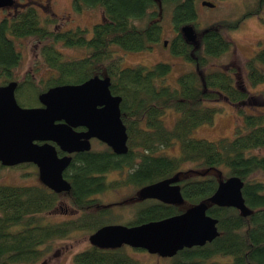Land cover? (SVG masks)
Instances as JSON below:
<instances>
[{"label": "trees", "instance_id": "trees-1", "mask_svg": "<svg viewBox=\"0 0 264 264\" xmlns=\"http://www.w3.org/2000/svg\"><path fill=\"white\" fill-rule=\"evenodd\" d=\"M197 1L76 0L77 9L100 7L102 10L103 18L93 26L89 36L86 28L51 29L49 19L41 18L33 6L15 18L0 20V84L17 82L15 97L19 104L39 106L38 95L49 87L78 84L104 73L111 79V93L122 98L121 119L128 136L125 154H115L105 146L102 150L73 155L64 171L71 185L65 197L78 210L77 216L51 220L60 194L41 183H0V264H38L45 260L55 240L79 232L90 235L105 224H119L107 222L113 205L101 206L95 197L113 189L128 186L138 189L179 173L184 203L191 206L204 201L221 179L207 174L185 175L187 170L199 169L220 170L225 178L239 177L243 181L242 195L251 212L244 217L235 208L209 204L207 214L217 218L218 236L203 246L183 248L169 264H264V153L258 152L264 148V112H250L241 107L263 102L264 97L251 94L239 77L242 69L247 84L255 86L264 82V46L241 69L237 65L227 70H204L209 58L224 54L231 42L218 24L210 26L199 34L201 52L198 49L195 58L191 57V45L185 42L179 29L185 24L193 27L196 24ZM257 2L258 8L264 6V0ZM166 9L176 31L171 52L194 64V68L179 74L174 82L166 78L171 64L157 62L148 67L123 68L120 57L114 56L112 50L113 46L132 52L151 48L161 38V13ZM25 37L45 42L41 54L57 73L42 85L31 74L21 79L12 77L21 59L15 40ZM58 42L84 47L85 57L63 59L55 48ZM222 100L240 106V122L235 125L233 137L217 140L193 137L196 127L212 123L222 110ZM171 113L175 118L169 126L165 117ZM175 147L174 155L161 151ZM114 171L125 176L108 180L107 175ZM181 211L179 205L146 201L145 205H138L134 220L126 225L162 219ZM131 251L124 246L103 249L90 245L76 252L72 259L74 264H148L134 257Z\"/></svg>", "mask_w": 264, "mask_h": 264}, {"label": "water", "instance_id": "water-1", "mask_svg": "<svg viewBox=\"0 0 264 264\" xmlns=\"http://www.w3.org/2000/svg\"><path fill=\"white\" fill-rule=\"evenodd\" d=\"M13 0H0L8 7ZM202 6L213 7L208 0ZM187 43L196 45L193 25L179 29ZM166 45V41L163 42ZM110 77L94 75L78 84L49 87L38 95L40 106H20L15 97L16 81L0 84V164L15 166L33 163L39 181L55 193L69 192L70 182L64 171L71 154L91 149V138L121 155L128 151L126 126L121 119V96L110 91ZM85 130L77 131L75 128ZM57 147L65 154L58 155ZM243 181L237 176L218 181L215 191L204 201L178 214L135 225L105 224L89 235L90 244L103 249L127 245L173 257L183 248L203 246L218 236V220L207 214L209 204L232 207L242 216L250 214L242 195ZM139 199L153 198L166 204L182 205L184 197L179 173L144 185Z\"/></svg>", "mask_w": 264, "mask_h": 264}, {"label": "rangeland", "instance_id": "rangeland-1", "mask_svg": "<svg viewBox=\"0 0 264 264\" xmlns=\"http://www.w3.org/2000/svg\"><path fill=\"white\" fill-rule=\"evenodd\" d=\"M19 1L28 5H34L40 17L44 20L48 19L47 17L51 15L50 0ZM58 1L59 3L55 4V6L52 5L57 11L58 16L52 17V21L55 23H49L50 28L56 31H64L68 28L73 30V26L79 25L86 28L88 34H90L94 23L100 21L102 18V10L100 7L88 8L83 10L81 14H77L72 10L70 0ZM201 1L202 0L197 1L198 18L194 25L195 30L200 32L203 29L218 24L226 39L231 42L229 49L224 54L219 57L209 58V64L204 70H227L231 66L237 65V67L241 69L240 66L243 67L245 61L264 46V6H259L260 8H258L257 0H208L215 4L213 7L202 6L200 4ZM161 14L163 26L161 38L158 42L151 44V48L144 51L132 52L124 51L117 46H113L112 50L114 56L122 57L121 66H136L139 64L152 66L157 62H167L171 64L172 69L166 78L169 82H174L179 74L194 68V64L184 60L182 56L175 55L171 52L170 44L172 38L176 35V31L171 25L169 9L165 11L162 10ZM4 15L10 16L11 14L8 11H0V19ZM164 41H166V46L163 45ZM15 43L16 48L21 54L20 62L13 69V75L16 79H21L26 74H31L33 80L42 85V83L51 76H56V71L48 66L41 54V49L45 42H41L36 37H25L15 40ZM199 46L194 49V45H192L190 50L193 58H195L194 54L199 49ZM55 48L61 53L63 59L69 61L81 59L86 55L84 47L66 46L62 42L56 43ZM199 51L201 52V49H199ZM204 70L202 69L201 71L203 72ZM102 75L105 74L102 73ZM239 77L243 79V87L251 94L257 95L260 98L264 97V82L255 86L247 84L244 80V72L242 69L240 70ZM19 105L22 106L23 104ZM239 107V105H234L222 100V110L214 116L212 123L199 125L193 130L191 135L196 138H205L208 140H217L221 137L232 138L235 132V125L240 122L238 119ZM241 107L250 112H264V101L252 105L242 104ZM252 107H256L257 110ZM174 118L175 114H168L167 117H165L166 123L170 126ZM105 146L104 143L97 140L92 142V149L94 150H102ZM161 151L171 155L177 153L176 147L161 149ZM258 152L264 153V148L258 149ZM124 174L125 173L121 176L120 172L114 171L107 175V179L119 180L125 176ZM196 174H207L215 176L217 179L225 178L223 172L216 169L187 170L185 173L187 176ZM0 183L33 185L40 183V181L38 179L37 168L34 165L19 164L15 166L0 165ZM138 189L128 186L118 188V190L113 189L95 196L98 199V204L100 203L99 205H113L109 208L110 211L107 222L128 224L134 220L138 205H145L147 201L139 200ZM66 193L68 192L60 194L59 202L56 205L57 209L52 214L51 220H60L67 217H74L79 214L76 207H73L65 197ZM179 207L184 210L189 207V205L183 203L179 205ZM90 245L89 235L82 232L75 233L67 239L55 240L50 244L49 252L45 260L38 264H74L72 259L73 255L76 252L88 248ZM124 247L131 251L130 247L127 245H124ZM132 254L137 259L148 264H169L172 258L160 257L157 254H150L145 250L132 252Z\"/></svg>", "mask_w": 264, "mask_h": 264}, {"label": "flooded vegetation", "instance_id": "flooded-vegetation-1", "mask_svg": "<svg viewBox=\"0 0 264 264\" xmlns=\"http://www.w3.org/2000/svg\"><path fill=\"white\" fill-rule=\"evenodd\" d=\"M75 1L76 0H70V6H71V8H72V10L74 11V12H76L77 14H81L82 12H83V10H85V9H88V8H81V9H77V8H75L76 7V4H75ZM59 3V1L58 0H50V8H51V11H50V13H51V15L50 16H48L47 18L49 19V21H50V23H55L54 21H52V17L53 16H55V17H57L58 16V13H57V11L52 7V5L53 6H55V4H58ZM32 5H28V4H26V3H21L19 0H13V4L11 5V6H8V7H0V11H2V12H4V11H8V12H10V16H7V15H4L0 20H2V19H4V18H6V19H10V18H15V17H17L19 14H21L23 11H25L27 8H29V7H31ZM33 7H35L34 5H33ZM38 11V10H37ZM79 12V13H78ZM39 13V12H38ZM40 16V15H39ZM102 18H103V14H102ZM102 18L100 19V21L102 20ZM100 21H98V22H96V23H94V25L95 24H97V23H99ZM93 25V26H94ZM72 28H74L73 30H76L77 28H79V29H85V28H83V27H81V26H79V25H75V27L73 26ZM70 30H72L71 28H68V29H65L64 31H70ZM194 30H195V28H194ZM201 32V31H200ZM200 32H197L196 30H195V37H196V40L198 39V37H199V34H200ZM182 35V34H181ZM86 36H89V34L87 33L86 34ZM195 40V41H196ZM189 45H191V47H192V45H194V49H196L197 48V46H199V41L197 40L196 41V45L195 44H193V43H188ZM163 45H164V43H163ZM164 46H166V45H164ZM18 50V49H17ZM124 51H126V50H124ZM191 57L193 58V55H192V53H191ZM122 57H120V59H121ZM122 61V60H121ZM120 65H121V62H120ZM139 65H142V64H139ZM154 65V64H153ZM143 66H145V65H143ZM121 67H133V66H121ZM148 67V66H147ZM95 75H100V74H95ZM94 76V75H93ZM100 76H104V75H100ZM12 77H14V75H12ZM14 78H16V77H14ZM111 80V79H110ZM41 105V104H40ZM39 105V106H40ZM75 130H77V131H83V130H85V128H83V127H77V128H75ZM95 140H97L96 138H91L90 139V143H91V149H92V142L93 141H95ZM97 141H99V140H97ZM100 142V141H99ZM102 143V142H101ZM90 149V150H91ZM94 150V149H93ZM57 152H58V155L59 156H63L65 153L64 152H62V151H60V149L57 147ZM83 152V151H82ZM78 153H80V152H78ZM75 153H73V154H71V156H72V158H73V155H74ZM22 164H24V163H22ZM32 165H34L33 163H31ZM1 165V164H0ZM35 167H36V165H34ZM37 168V167H36ZM37 172H38V170H37ZM39 179V178H38ZM41 183V182H40ZM42 184V183H41ZM43 185V184H42ZM46 187V186H45ZM49 189V188H48ZM139 190V189H138ZM52 191V190H51ZM54 192V191H53ZM63 193V192H62ZM62 193H57V194H62ZM135 198V197H134ZM140 201H159V200H156V199H153V198H148V199H144V200H141V199H139ZM159 202H161V201H159ZM114 203H116V202H114ZM119 203H121V202H119ZM161 203H163V202H161ZM116 204H118V203H116ZM164 204H166V203H164ZM108 205H111V204H108ZM169 205H172V204H169Z\"/></svg>", "mask_w": 264, "mask_h": 264}]
</instances>
